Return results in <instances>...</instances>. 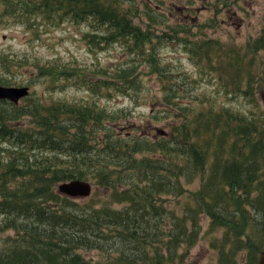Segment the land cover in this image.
Returning <instances> with one entry per match:
<instances>
[{"label": "trees", "instance_id": "1", "mask_svg": "<svg viewBox=\"0 0 264 264\" xmlns=\"http://www.w3.org/2000/svg\"><path fill=\"white\" fill-rule=\"evenodd\" d=\"M138 4L0 0V22L8 16L24 22L40 16L57 21L91 18L96 24L86 34L91 42L125 41L135 56L133 64H121L109 78L94 79L92 87L107 85L111 91L139 81V59L148 60L143 66L149 65L150 71L166 74L155 56L151 23L143 27L135 20ZM150 19L165 20L152 12ZM168 23L172 32L166 34L182 28L188 32L185 24ZM245 43L230 46L199 37L184 45L197 66L206 58L215 60L209 73L219 92L243 96L252 105L237 110L226 102L218 105L212 96L199 98L202 73V79L170 82L164 87L165 109L172 112L178 106L183 117L172 132L157 137L125 134L120 124L126 119L117 111L106 115L105 124L104 114L65 102L44 104L30 96L24 103L0 99V140L11 144L0 147L7 155H0V228L15 230L0 249V264H169L197 242L203 216L209 218L208 230H223L212 239L219 249L217 264H257L264 247V109L256 97L258 89L264 95V23L259 35ZM15 61L10 53L0 52L1 69H12ZM52 65L40 73L60 75ZM0 83L13 80L0 72ZM192 97L202 106H194ZM197 173L201 184L192 190L186 177L193 180ZM77 177L94 179L108 197L98 205L91 196L83 204L57 190L60 181ZM172 195L182 205L180 212L166 203ZM95 249L101 258L84 254ZM242 250L247 256L239 262Z\"/></svg>", "mask_w": 264, "mask_h": 264}, {"label": "rangeland", "instance_id": "2", "mask_svg": "<svg viewBox=\"0 0 264 264\" xmlns=\"http://www.w3.org/2000/svg\"><path fill=\"white\" fill-rule=\"evenodd\" d=\"M137 2L140 15L135 17V20L143 27H147L148 22L151 23L156 34L153 39L157 47L155 56L158 57L157 62L161 63L160 68H166V74L150 71L149 65L143 66L149 64L148 60L139 59L136 60V64L139 65L138 70L143 69V72L134 85L122 84L117 88L112 87L111 91L107 85L95 89L92 87L94 79L99 80L102 76L109 78L121 64L125 67L133 64L135 56L129 53L128 42L121 40L91 42L86 37V34L94 31L96 27L91 18L76 21L65 17L57 21L53 20L52 16H40L24 22L21 18L8 16L0 22V52L10 53L13 60L17 58V61L12 69L0 68L1 74L13 80V84L6 85H29L31 92L28 96L40 98L44 104L58 101L76 105L86 112L93 111L92 114L100 112L105 116L103 119L105 124H109L106 115L117 111L122 115L121 118L126 119L120 124L124 125L125 134L141 133L150 137L172 132L174 126L181 123L182 110L178 106H173L172 112L165 109L164 87L170 82L173 85L178 84L191 76L202 79L200 76L202 73L205 74L204 78L196 88L199 98L212 96L218 101V105L226 102L237 110L252 105L243 96L238 99L231 94L226 95L223 91L219 92L218 84L209 73L210 66L217 64H213L215 60L212 62L210 58H206L197 66L186 52L184 43H190L200 37L220 39L230 46L246 45L245 42L249 38L257 37L262 30L264 0H137ZM151 12L155 16L164 18V22H153L150 19ZM168 22L174 25L185 24L188 32L186 33L182 28L177 33L166 34L172 32ZM260 56L264 57V51L260 52ZM250 57V54L245 56L247 60ZM19 58L23 59L22 64L19 63ZM52 64L61 70L60 75L49 71L46 75L40 73L43 66L49 67ZM105 73L107 75H104ZM263 96L258 89L256 97L262 109H264ZM199 98L192 97L191 103L194 106H202ZM22 100L24 103L25 100ZM5 145L11 144L0 140V147ZM2 153L3 150H0V155L5 158L7 155ZM151 154L154 156V152H148V155ZM89 180L93 185L91 195L72 198L84 204L92 196L99 205L100 200L108 197L107 189L104 186L98 187L94 179L89 178ZM186 180L192 190H197L201 184L199 173L193 180L188 177ZM184 199L183 197L182 200ZM189 202L195 204L192 198H189ZM166 203L170 207H177L180 212L182 205L173 195L168 197ZM203 217V229L197 242L188 249L183 258L169 264L218 263L219 249L213 246L212 239L214 233L218 239L223 230L222 228L214 232L208 230L209 218ZM3 220L4 217L0 215V223ZM14 234L15 230L0 228V249L5 246L6 239ZM184 250L183 244L180 251L184 252ZM84 254L94 259L102 257V253L97 249L85 251ZM246 256V251L242 250L238 254V261L244 262Z\"/></svg>", "mask_w": 264, "mask_h": 264}, {"label": "water", "instance_id": "3", "mask_svg": "<svg viewBox=\"0 0 264 264\" xmlns=\"http://www.w3.org/2000/svg\"><path fill=\"white\" fill-rule=\"evenodd\" d=\"M30 93V86L6 85L0 83V99L8 98L14 102H19L21 97ZM57 190L70 197H85L91 195L93 185L85 178H72L59 182ZM257 264H264V247L261 249Z\"/></svg>", "mask_w": 264, "mask_h": 264}]
</instances>
